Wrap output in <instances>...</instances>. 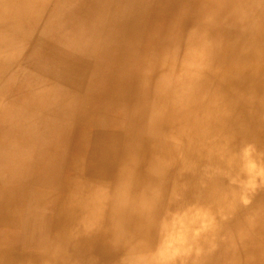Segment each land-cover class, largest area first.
<instances>
[{
  "label": "bare ground",
  "instance_id": "1",
  "mask_svg": "<svg viewBox=\"0 0 264 264\" xmlns=\"http://www.w3.org/2000/svg\"><path fill=\"white\" fill-rule=\"evenodd\" d=\"M78 1L0 0V264H264V0L123 23L100 96Z\"/></svg>",
  "mask_w": 264,
  "mask_h": 264
},
{
  "label": "rangeland",
  "instance_id": "2",
  "mask_svg": "<svg viewBox=\"0 0 264 264\" xmlns=\"http://www.w3.org/2000/svg\"><path fill=\"white\" fill-rule=\"evenodd\" d=\"M102 1H104V4H100ZM102 1L100 2V0H99V2H100L99 6L100 7L93 5L91 2H89V0H79L78 2L74 3L75 5L73 3H71V5H72L71 7L75 8L81 16V18H80L81 24H78L76 22L75 17H74L73 21H71L72 26L69 27L70 30L68 32L75 34L77 36H80V38H82V40H83V38L88 37L89 33L91 34L92 29H93L96 34L101 35L103 33L102 35L104 37H105V35L108 36V34H109V38H112V39H109V41H107L108 44L106 42L107 46H105L106 45L105 44L103 47H101V49L99 47L97 48L96 52L93 54L94 59L91 58V62L89 63L88 66H84L83 63L78 62V61L76 62L75 66H71V67H75V70H78L81 74L82 73L86 74V77H84L85 79H84L83 83L85 84V82H86V85L88 87H89V81H90L89 79L92 76L91 74L94 70L93 66H99L101 68L102 75L99 76V79L101 78L99 80L100 84L95 85L97 88H94L95 86L91 87V90L94 88L92 91H90V94L92 93L91 96H93V95L100 96L99 95V93H100L99 89L105 88V90H106L108 88V86L111 84L110 81H111L112 68H113V66H117L116 61L118 60L119 52H120L119 49H117L115 47L114 38H115L116 32L119 30L121 25L126 24V26H127V28L125 29L126 32H128V30L130 28L129 23H130V26L139 28L143 34V35L141 34V37H140L141 40L140 41L143 42L145 40V38H147V36L150 34V32H151V35L155 31L156 32L161 31V32L166 33V31L169 27V24H170L169 18L172 16H176V17L178 16L177 18H179L181 16L183 19H186V20H192L195 17L194 16L195 13L191 7V4H193L194 0H102ZM111 3H113V4H111ZM114 6H115V8H114ZM100 8L102 10H100ZM159 10H160V12H159ZM97 11L99 14L96 13ZM109 13H111V14H109ZM108 15L110 17H108ZM137 15L140 16L141 18L138 17ZM145 16H146V18H145ZM117 17H119V18H117ZM107 19H108V22L106 21ZM113 27H114V30H113ZM37 34L38 33L35 32L36 36H37ZM102 49H103V51H102ZM101 54H102V57H101ZM97 60H98V63H97ZM96 63H97V65H96ZM103 66H104V68H103ZM106 72H107V74H106ZM105 78H106V80H105ZM106 82H107V84H106ZM108 104H110V103H108V101L105 99L101 105H103L104 108L107 109ZM84 106L87 107V104H85V103L82 104L78 110H80ZM81 110H83V109H81ZM51 212H52L51 210L46 211L47 214H50Z\"/></svg>",
  "mask_w": 264,
  "mask_h": 264
}]
</instances>
